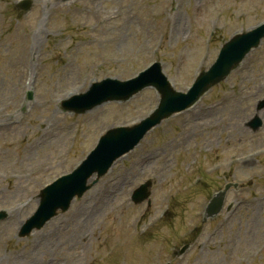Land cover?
Segmentation results:
<instances>
[{
    "label": "rangeland",
    "instance_id": "374dc122",
    "mask_svg": "<svg viewBox=\"0 0 264 264\" xmlns=\"http://www.w3.org/2000/svg\"><path fill=\"white\" fill-rule=\"evenodd\" d=\"M19 1L0 0V211L9 214L0 264H264V42L67 213L18 236L42 189L108 130L149 116L159 96L149 88L85 115L64 113L63 100L155 62L186 92L223 44L264 21V0H33L29 12L15 9ZM256 115L263 126L253 132ZM186 131L195 133L182 144ZM149 180L150 204L135 205L132 193ZM227 183L239 184L227 200L237 208L204 223L205 206Z\"/></svg>",
    "mask_w": 264,
    "mask_h": 264
},
{
    "label": "water",
    "instance_id": "95a60500",
    "mask_svg": "<svg viewBox=\"0 0 264 264\" xmlns=\"http://www.w3.org/2000/svg\"><path fill=\"white\" fill-rule=\"evenodd\" d=\"M31 6L32 1L28 0L19 4L18 8L29 10ZM263 38L264 25L251 32L234 37L231 42L224 46L218 61L211 70L202 73L197 79L194 88L188 95L176 93L161 73L160 65H155L150 72L135 82L121 84L106 81L102 84L94 85L85 96L66 103V109L84 112L110 100H126L148 85L156 87L162 95L161 105L150 119L133 129H120L109 132L101 140L96 152L77 172L72 176L59 180L42 192L41 206L38 212L23 227L21 236H27L34 229L44 227L49 220L57 215L58 210L67 211L72 200L76 196L82 197L89 189L87 182L95 173L99 176L106 174L114 161L132 149L146 132L172 114L194 105L213 85L224 80L253 48L259 47ZM252 125L255 129H258L262 122L256 119ZM150 186L151 183H147L135 193L133 199L136 203L143 202L148 198V188ZM229 189L230 186H227L226 190L213 200L207 209L206 217H213L221 212ZM5 218V213H2L0 220ZM185 250L186 248L181 253Z\"/></svg>",
    "mask_w": 264,
    "mask_h": 264
},
{
    "label": "bare ground",
    "instance_id": "6f19581e",
    "mask_svg": "<svg viewBox=\"0 0 264 264\" xmlns=\"http://www.w3.org/2000/svg\"><path fill=\"white\" fill-rule=\"evenodd\" d=\"M55 97V94H49V96H48V98L50 99V101L48 102V104H50L51 102H52V99ZM196 130H197V128H196ZM194 133L195 132H190V131H186L184 134H183V137H182V139H181V143L182 144H187L190 140H191V138H192V136L194 135Z\"/></svg>",
    "mask_w": 264,
    "mask_h": 264
}]
</instances>
